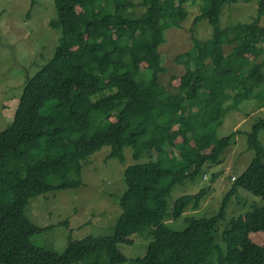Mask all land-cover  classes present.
<instances>
[{"label":"trees","instance_id":"obj_1","mask_svg":"<svg viewBox=\"0 0 264 264\" xmlns=\"http://www.w3.org/2000/svg\"><path fill=\"white\" fill-rule=\"evenodd\" d=\"M53 1L50 26L60 29L55 55L28 78L13 122L0 132V264H264V118L248 134L255 158L232 181L219 212L188 218L181 231L167 224L190 206L198 210L208 196L210 187L169 206L177 185L201 172L207 179L206 166L236 143L238 132L217 136L225 115L248 100L264 107V66L256 62L264 54V0H244L257 1V16L225 29L223 8L239 0H198L194 27L208 20L213 37L194 34L192 49L178 56L186 73L176 94L160 82L166 70L159 48L167 30L181 28L191 0ZM226 46L233 47L229 54ZM103 147L121 163L127 147L135 161H149L125 170L113 235L69 238L66 252L53 258L32 243L47 228L26 209L36 197L81 187L83 162ZM240 190L261 198L262 206L233 218L217 244V227ZM137 234L152 241L145 256L129 259L118 243Z\"/></svg>","mask_w":264,"mask_h":264},{"label":"rangeland","instance_id":"obj_2","mask_svg":"<svg viewBox=\"0 0 264 264\" xmlns=\"http://www.w3.org/2000/svg\"><path fill=\"white\" fill-rule=\"evenodd\" d=\"M201 6L198 0L186 4L187 19L181 28L166 31L165 41L159 48L166 70L160 82L172 94L179 91L181 78L186 73V66L177 58L192 49V36L195 34L201 41L213 37V28L208 20H200L194 27L195 19L201 14ZM137 8L143 9L140 6ZM256 16L257 1L246 3L239 0L223 8L220 24L224 29L231 28L238 23H250ZM55 18L53 0H0V132L13 122L28 78L35 76L55 55L60 38V29L50 26L51 20ZM260 24L264 25V18ZM232 49V46H226L225 54H229ZM256 62H263L264 66V54ZM251 85L248 82V87ZM136 111L139 113L141 109L136 107ZM263 118L264 107H260L255 100L244 101L237 111L225 115L217 136L224 138L238 132L236 143L226 150L218 163L206 166L207 179L201 172L196 180H187L173 189L169 196L170 207L183 196L195 195L203 188H211L198 210L190 206L180 219L168 220L170 229L184 230L188 218H211L219 212L232 181L246 171L255 158V151L248 146V134ZM176 128L165 134H171ZM259 142L264 147V129L259 134ZM109 154L110 147H103L83 162L81 187L49 193L30 201L26 209L27 216L36 225L47 228L43 233L33 236L32 243L44 249L49 256L54 258L63 255L68 248L69 238L80 241L88 236L113 235L121 214L118 199L127 190L125 170L136 163H147L149 158L143 156L138 162L135 161L134 151L130 147L124 150V163L116 158H108ZM215 173L221 175L212 183L211 178ZM262 203L261 198L240 190L229 203L226 218L217 227V244H222L221 235L233 218L244 216L253 211L255 206H262ZM255 240L262 242L260 236ZM151 241L148 235L137 234L119 241L118 247L126 257L136 259L146 255ZM81 264H92V261L86 259Z\"/></svg>","mask_w":264,"mask_h":264}]
</instances>
